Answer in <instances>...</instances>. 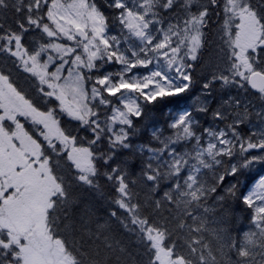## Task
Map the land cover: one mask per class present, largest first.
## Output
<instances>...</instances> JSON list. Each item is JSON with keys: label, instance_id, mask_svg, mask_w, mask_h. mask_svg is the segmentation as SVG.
<instances>
[{"label": "snow or ice", "instance_id": "obj_1", "mask_svg": "<svg viewBox=\"0 0 264 264\" xmlns=\"http://www.w3.org/2000/svg\"><path fill=\"white\" fill-rule=\"evenodd\" d=\"M0 264H264V0H0Z\"/></svg>", "mask_w": 264, "mask_h": 264}]
</instances>
